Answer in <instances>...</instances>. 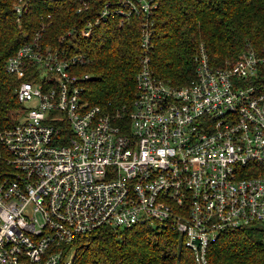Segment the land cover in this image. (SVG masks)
I'll return each instance as SVG.
<instances>
[{
	"label": "built area",
	"instance_id": "built-area-1",
	"mask_svg": "<svg viewBox=\"0 0 264 264\" xmlns=\"http://www.w3.org/2000/svg\"><path fill=\"white\" fill-rule=\"evenodd\" d=\"M157 6L103 0L60 36L138 16L129 105L89 103L79 70L88 58L43 44L41 26L7 57L21 107L0 129V264H71L68 244L81 234L133 224L177 231L194 264H209L219 233L264 224V45L214 64L200 42L192 77L172 84L150 66ZM85 8L81 0L75 11Z\"/></svg>",
	"mask_w": 264,
	"mask_h": 264
},
{
	"label": "trees",
	"instance_id": "trees-1",
	"mask_svg": "<svg viewBox=\"0 0 264 264\" xmlns=\"http://www.w3.org/2000/svg\"><path fill=\"white\" fill-rule=\"evenodd\" d=\"M86 1L87 8L75 11L81 0H0V129L21 107L15 95L19 79L5 70V61L40 26L43 44L67 46L68 54L78 51L88 58L79 70L89 74L83 81L89 103L107 109L130 104L141 53L139 18L120 24L107 18L88 37L60 40L66 29L91 18L103 0ZM22 2L26 10L17 14L15 5ZM150 17V66L172 84L192 77L200 42L214 64L235 59L248 46L264 45V0H158ZM76 243L71 264H194L191 250L169 227L103 225L68 245ZM206 258L209 264H264V224L222 231L208 244Z\"/></svg>",
	"mask_w": 264,
	"mask_h": 264
},
{
	"label": "rangeland",
	"instance_id": "rangeland-1",
	"mask_svg": "<svg viewBox=\"0 0 264 264\" xmlns=\"http://www.w3.org/2000/svg\"><path fill=\"white\" fill-rule=\"evenodd\" d=\"M80 37H83V36H79V37H77V38H80ZM78 42H80V41H78ZM74 45H76V41L74 42ZM73 45V46H74ZM76 47H81V45H80V43L76 46ZM79 243H76L75 245H73V246H71V249H70V251H71V253H74L75 252V249H76V245H78ZM73 255V254H72Z\"/></svg>",
	"mask_w": 264,
	"mask_h": 264
}]
</instances>
